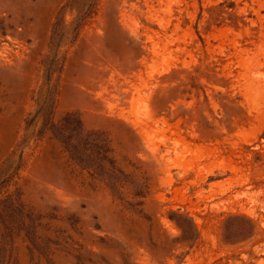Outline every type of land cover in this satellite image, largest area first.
<instances>
[{
    "label": "rangeland",
    "instance_id": "rangeland-1",
    "mask_svg": "<svg viewBox=\"0 0 264 264\" xmlns=\"http://www.w3.org/2000/svg\"><path fill=\"white\" fill-rule=\"evenodd\" d=\"M0 264H264V0H0Z\"/></svg>",
    "mask_w": 264,
    "mask_h": 264
}]
</instances>
